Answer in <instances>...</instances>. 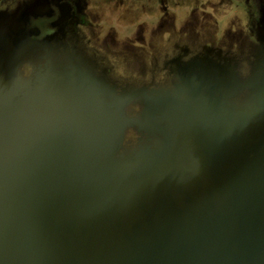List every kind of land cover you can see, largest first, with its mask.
I'll use <instances>...</instances> for the list:
<instances>
[{"label": "water", "instance_id": "obj_1", "mask_svg": "<svg viewBox=\"0 0 264 264\" xmlns=\"http://www.w3.org/2000/svg\"><path fill=\"white\" fill-rule=\"evenodd\" d=\"M24 9L0 24V264H264V99L127 156L121 100L76 70L22 75Z\"/></svg>", "mask_w": 264, "mask_h": 264}, {"label": "flooded vegetation", "instance_id": "obj_2", "mask_svg": "<svg viewBox=\"0 0 264 264\" xmlns=\"http://www.w3.org/2000/svg\"><path fill=\"white\" fill-rule=\"evenodd\" d=\"M28 6L34 53L22 75L39 65L76 70L109 107L121 100L125 117L139 120L126 130L127 156L164 148L172 126L185 132L205 110L262 104L264 0H0V24ZM194 151L184 145L187 158Z\"/></svg>", "mask_w": 264, "mask_h": 264}]
</instances>
